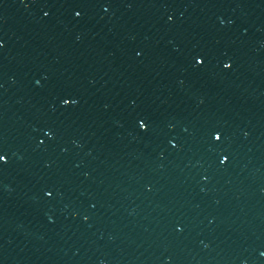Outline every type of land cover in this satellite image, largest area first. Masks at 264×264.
<instances>
[{
  "label": "water",
  "instance_id": "1",
  "mask_svg": "<svg viewBox=\"0 0 264 264\" xmlns=\"http://www.w3.org/2000/svg\"><path fill=\"white\" fill-rule=\"evenodd\" d=\"M0 264H264V0H0Z\"/></svg>",
  "mask_w": 264,
  "mask_h": 264
}]
</instances>
